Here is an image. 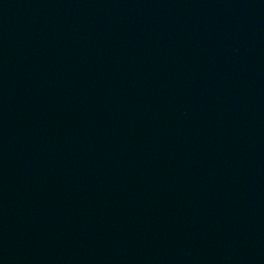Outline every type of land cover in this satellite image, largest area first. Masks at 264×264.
Returning <instances> with one entry per match:
<instances>
[{"label": "water", "instance_id": "obj_1", "mask_svg": "<svg viewBox=\"0 0 264 264\" xmlns=\"http://www.w3.org/2000/svg\"><path fill=\"white\" fill-rule=\"evenodd\" d=\"M0 264H264L192 0H0Z\"/></svg>", "mask_w": 264, "mask_h": 264}]
</instances>
